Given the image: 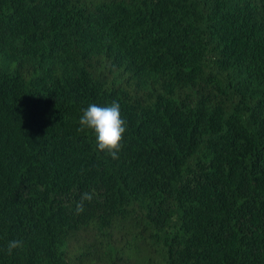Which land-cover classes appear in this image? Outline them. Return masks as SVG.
I'll return each mask as SVG.
<instances>
[{"label": "trees", "instance_id": "1", "mask_svg": "<svg viewBox=\"0 0 264 264\" xmlns=\"http://www.w3.org/2000/svg\"><path fill=\"white\" fill-rule=\"evenodd\" d=\"M0 264H264V0H0Z\"/></svg>", "mask_w": 264, "mask_h": 264}, {"label": "clouds", "instance_id": "2", "mask_svg": "<svg viewBox=\"0 0 264 264\" xmlns=\"http://www.w3.org/2000/svg\"><path fill=\"white\" fill-rule=\"evenodd\" d=\"M120 104L113 102L109 106H98L90 104L83 110L79 119L80 128L78 131L90 129L94 132L97 149L107 152L112 159H118L121 150V141L126 131V122L121 118ZM93 192H84L80 195V200L76 202V214L84 211L85 202H91L94 198ZM23 246L22 240H10L7 244L6 253L12 255L13 251Z\"/></svg>", "mask_w": 264, "mask_h": 264}]
</instances>
